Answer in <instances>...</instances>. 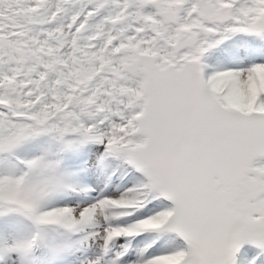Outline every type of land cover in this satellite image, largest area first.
Instances as JSON below:
<instances>
[{
    "label": "snow or ice",
    "instance_id": "6c2138e0",
    "mask_svg": "<svg viewBox=\"0 0 264 264\" xmlns=\"http://www.w3.org/2000/svg\"><path fill=\"white\" fill-rule=\"evenodd\" d=\"M0 264H264V0H0Z\"/></svg>",
    "mask_w": 264,
    "mask_h": 264
}]
</instances>
